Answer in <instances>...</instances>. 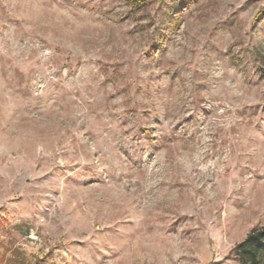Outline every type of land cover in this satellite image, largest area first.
<instances>
[{"label":"rangeland","instance_id":"1","mask_svg":"<svg viewBox=\"0 0 264 264\" xmlns=\"http://www.w3.org/2000/svg\"><path fill=\"white\" fill-rule=\"evenodd\" d=\"M264 225V0H0V264H240Z\"/></svg>","mask_w":264,"mask_h":264},{"label":"trees","instance_id":"2","mask_svg":"<svg viewBox=\"0 0 264 264\" xmlns=\"http://www.w3.org/2000/svg\"><path fill=\"white\" fill-rule=\"evenodd\" d=\"M235 252L240 264H264V225L251 231Z\"/></svg>","mask_w":264,"mask_h":264}]
</instances>
